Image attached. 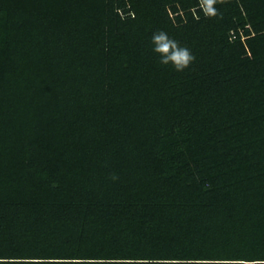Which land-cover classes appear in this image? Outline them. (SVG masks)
<instances>
[{"label":"trees","instance_id":"1","mask_svg":"<svg viewBox=\"0 0 264 264\" xmlns=\"http://www.w3.org/2000/svg\"><path fill=\"white\" fill-rule=\"evenodd\" d=\"M215 7L0 0V264H264V0Z\"/></svg>","mask_w":264,"mask_h":264},{"label":"clouds","instance_id":"2","mask_svg":"<svg viewBox=\"0 0 264 264\" xmlns=\"http://www.w3.org/2000/svg\"><path fill=\"white\" fill-rule=\"evenodd\" d=\"M227 2L228 0H199V7L206 17L215 18L219 15L215 5ZM152 43L153 51L160 56V63L171 64L178 72L187 68L195 59L187 47H181L178 42L169 38L166 32L154 33Z\"/></svg>","mask_w":264,"mask_h":264}]
</instances>
